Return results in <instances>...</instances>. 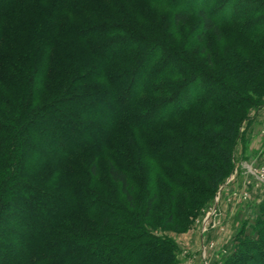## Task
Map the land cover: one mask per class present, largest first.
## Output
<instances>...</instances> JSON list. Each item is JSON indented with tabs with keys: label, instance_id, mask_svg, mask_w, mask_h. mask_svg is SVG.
Segmentation results:
<instances>
[{
	"label": "trees",
	"instance_id": "trees-1",
	"mask_svg": "<svg viewBox=\"0 0 264 264\" xmlns=\"http://www.w3.org/2000/svg\"><path fill=\"white\" fill-rule=\"evenodd\" d=\"M107 1L0 0V264H178L175 242L148 229L153 202L166 190L169 210L161 226L178 229L175 214L187 209L174 200L212 194L231 168L230 144L239 118L220 112L253 101L227 78L189 60L165 36L113 14ZM147 1L167 8L174 24L190 16L200 19L193 34L197 41L207 32L219 36L224 25H235L245 41L262 33L258 22L249 24L256 12L243 20L230 16L233 0ZM31 58L37 62L30 68ZM254 67L263 65L255 61ZM59 75L66 89L41 102L43 90ZM100 100L109 104L105 112L88 111ZM191 112H197L193 132L149 140L145 155L158 167L180 165L197 172L208 190L185 181L184 171L170 169L165 178L171 184L146 190L140 210L129 179L134 166L109 158L117 135L166 130V121ZM57 118L68 126L64 133L81 130L62 148L58 129L51 139L45 134ZM75 158L89 160L91 176L107 158L108 176L118 183L124 203L69 175ZM13 204L19 219L28 206L50 218L39 228L3 219ZM255 229L260 242L247 243L227 264H264V211Z\"/></svg>",
	"mask_w": 264,
	"mask_h": 264
},
{
	"label": "rangeland",
	"instance_id": "rangeland-1",
	"mask_svg": "<svg viewBox=\"0 0 264 264\" xmlns=\"http://www.w3.org/2000/svg\"><path fill=\"white\" fill-rule=\"evenodd\" d=\"M107 2L112 5L113 14L144 31L165 36L189 60L210 74L227 78L236 88L244 90L249 100L253 101L252 104H242L234 110L220 112L222 117L237 116L239 123L230 144L233 157L231 168L224 175L216 191L212 194L207 192L201 196L190 194L191 198H196L197 201L182 200L178 196L174 200L175 206L186 207L187 213L175 214L176 222L180 224V227L175 229L168 224L165 228L161 226L162 219L168 213L170 202L164 190L163 194L153 202V211L148 222L150 225L148 229L156 236L167 237L175 242L178 264H227L236 256L238 250L245 248L247 243L260 242L255 227L264 211V0H233L231 17L239 16L243 20L248 17L249 12H256L254 18L250 17L249 24L251 28L255 22L262 26L260 29L262 33L256 32L250 39L248 37L247 41L244 40L246 34L236 29L235 25L222 26L219 29V36L207 32L201 41H197L193 34L198 32L200 19L195 16L174 24L167 8L154 6L147 0L130 2L109 0ZM189 3H192L191 0L180 2L182 5ZM58 59H63L61 54ZM34 60V58L30 59V68L37 62ZM255 61L263 65L261 70L255 69ZM171 63L174 65L175 62ZM60 79V75L58 78L55 77L54 82L43 90L41 102L54 98L55 93L66 89L63 82L62 85L59 82ZM201 81L207 87L209 86L203 78ZM100 101L102 102L99 106H89L88 111L105 112L109 104L105 100ZM196 113L191 112L188 118L166 121L165 123L169 125L166 130H147L143 133L128 131L117 135L116 151L110 153L109 158L117 163L134 166L135 171L132 174L129 173V179L133 186L136 207L140 210L141 203L148 194L147 191L155 186L159 188V191L160 188L171 184L169 181L170 184L166 183L167 178H165L166 172L170 169L184 171L185 181L190 178L199 188L208 190L205 184L201 183L197 172L180 165L158 167L145 155L144 144L149 140L177 139L193 132L192 118ZM62 121V118L52 119L45 133L48 139H51L52 130L58 129L59 141H65L59 148L69 145L81 133V130L71 131L70 129L69 132L64 133V128L68 126ZM72 160H74V166L71 167L69 175L83 181L92 190L118 203H124V200L118 196V183L110 180L108 176L107 158L101 159L96 164V175L93 176L88 171V159ZM158 171L163 174L161 175ZM158 182L162 185L159 184L157 187ZM176 191L179 192V190ZM16 207L15 204L11 205L3 219L26 222L32 224L33 228H39L38 224L44 225L50 218L44 213L43 216H38L34 212L35 208L28 206L22 220L16 215L18 211ZM0 259L3 260V257Z\"/></svg>",
	"mask_w": 264,
	"mask_h": 264
}]
</instances>
